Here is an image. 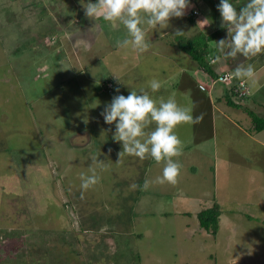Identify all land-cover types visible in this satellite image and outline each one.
I'll return each mask as SVG.
<instances>
[{
  "label": "rangeland",
  "instance_id": "1",
  "mask_svg": "<svg viewBox=\"0 0 264 264\" xmlns=\"http://www.w3.org/2000/svg\"><path fill=\"white\" fill-rule=\"evenodd\" d=\"M230 2L239 10L248 0ZM87 3L0 0V228L5 229L0 230V264H111L109 259L120 264H264V167L258 170L256 161L247 160L256 158V151L243 144V132L254 131L229 114L232 122L216 111L209 116L208 95L193 83L211 86V78L195 72L194 61L190 69L192 58L171 45L176 28L186 33V18H173L164 31L145 26L152 47L135 54L118 47L128 37L124 26L87 18ZM190 3L187 13L198 9L201 16L188 22L189 37L220 31L217 40L209 41L214 57L213 42L228 38L217 10L220 0ZM86 38L94 41L93 51L82 43ZM78 55L91 59L95 81L76 71ZM152 79L171 83L175 94H154L148 85ZM142 88L154 99L173 97L183 107L195 105L194 114H204L201 123L181 124L174 132L183 145L207 135L204 141L214 146L215 155L205 150L191 152L188 160L174 157L181 165L176 185L152 184L145 190V180L162 175L163 162L124 155L118 163L122 143L113 140L115 124L101 116L115 95ZM92 157L104 161L107 170L96 169L100 182L81 199V174L91 175ZM217 158L223 165L217 164L215 179ZM182 187L188 197L180 201L173 192H184ZM208 193L223 213L211 207L231 225L206 233L198 215L208 207L197 197ZM24 253L30 254L28 262Z\"/></svg>",
  "mask_w": 264,
  "mask_h": 264
},
{
  "label": "clouds",
  "instance_id": "2",
  "mask_svg": "<svg viewBox=\"0 0 264 264\" xmlns=\"http://www.w3.org/2000/svg\"><path fill=\"white\" fill-rule=\"evenodd\" d=\"M192 7L190 0H98L97 3L88 0L84 11L87 18L102 17L105 21L122 24L129 38L119 41L118 47L143 54L152 47L145 26L166 29L173 18H183ZM217 10L221 16V27L227 29L228 38L213 42L217 54L210 57L211 63L217 64L238 55L251 59L264 54V0H248L239 10L230 0H220ZM207 21L204 19L201 23ZM184 34L180 29L175 32V36ZM231 76L249 82L252 86L258 83L256 69L251 63L237 66ZM114 78L119 82V76ZM223 80L221 77L219 82L223 83ZM148 85L152 92L162 87L156 79L150 80ZM115 91L119 93V88ZM194 112L195 105L192 108L183 107L173 97L167 100L160 97L157 100L142 88L140 93L133 89L127 96L115 95L101 116L106 124H115L113 140L122 143L118 163L124 155L141 160L151 157L158 164L163 162L162 175L151 181L145 180L143 187L147 190L152 184H178L181 165L173 158L183 154L184 146L174 130L181 124L201 123L204 114L196 115ZM153 124L155 129L146 131ZM91 162V175L81 174V199L84 198V192L100 182L96 169L107 170L106 163L98 160V157H92ZM130 187L135 189L137 185Z\"/></svg>",
  "mask_w": 264,
  "mask_h": 264
},
{
  "label": "crops",
  "instance_id": "3",
  "mask_svg": "<svg viewBox=\"0 0 264 264\" xmlns=\"http://www.w3.org/2000/svg\"><path fill=\"white\" fill-rule=\"evenodd\" d=\"M196 1H198V0H190V2H196ZM193 10L194 11H199L198 9H193ZM191 14H192L191 12L187 13L184 16L186 19H182V23H183L182 28L188 35V36H186L184 34L186 38H191V37H189V34H188V30L191 29V27L188 25L189 24L188 22L192 18L195 19V18H199L201 16V12L200 11H199L200 15L197 16V17H193ZM177 29H179V28H176L172 32L174 37L172 39L173 43H171V45H173L174 47H176L178 49V46H177L178 45V43H177L178 39L176 38L177 36H175V32H176ZM166 30H167V28H166ZM162 31H164V29ZM93 38H97V37L94 36ZM127 38H129V37H127ZM152 39H154L155 42L160 40V38L153 37V36H152ZM175 40H176V42H175ZM93 42L94 41H91V39H89V38H86V39L82 40V43L88 45L90 51H93V46H94ZM80 45H81V43L79 44V46ZM117 49L118 48L114 47L113 50H117ZM135 54H137V53H135ZM212 55L210 57H213ZM78 56H80V58H79L80 61H77L78 67L75 66V63H73L74 67H76L77 70L71 65V76L73 75V77H74L76 75L75 74L76 72L74 71V69H75L76 71L79 72L78 74L82 75L83 78L95 81V77L93 75H91V73L95 70V67L94 66L91 67V65L89 64L91 59H86L85 57H83V55H78ZM210 57H209V59H210ZM65 59H66L67 62H70L69 61V57L65 56ZM193 61H194L193 59H192V62L189 61L190 66L193 65ZM194 62L196 64L195 72L202 71L205 76H201V77L203 79L204 78L208 79L207 73L200 69V66L198 65V63L196 61H194ZM236 62H239L238 66L241 65V64L246 66L247 64L251 63V64L254 65V67L256 69V72H257V81H258V83L255 86H252L249 82L245 81L247 83V86L250 89V96L246 100L241 102V104H239L241 107L237 108V107H234V106L230 105V100L229 99H231V101L233 103L238 105L237 104V98L230 93L228 87H226V86L216 85V87H217L216 88L213 84L211 86H208V85L203 83V85H205L207 87L206 91L200 90V88H199L200 84H198V87H197L193 83V86L195 88H198L199 91H201L203 93H207V95H208L207 98L209 100H207V99L206 100L209 101L210 105L212 106L211 110H210V113H209V116L211 114L213 116L214 111H216V112H218V114H220V118H222V116L224 118H226V119L231 118V117H229L227 115V114H229V115L232 116V118H235L236 121L239 120L241 123H243L245 125H249L250 130L254 131V133H251L249 131L243 132V134L246 137L245 142L243 144H244V147H249L250 150L253 149V151H256V156L257 157L256 158L252 157L250 159L247 158V160H249L251 164H253L256 161L258 163V170H263V167H264V129L261 130V131H257L256 130V126H255V123L253 121V117L249 114V111L252 112L253 114H255L258 118H260L258 115L264 116V59L262 58V54L258 55L257 57L251 58V59H248V58L244 59V57L238 55L236 58H228L226 60V62L225 61H221L220 63H217V64H211V63L210 64L214 68V71H215L216 74H224V73H227V72L232 73L235 70V68L237 67ZM189 63L186 62L185 64L189 65ZM190 69L193 70L194 67L191 66ZM119 70H121V68ZM113 72L116 73L115 70H113ZM196 76H197V78L200 77L198 75H196ZM184 79L186 81V77ZM239 81H242V80L235 79V82H239ZM199 83H202V80H200ZM213 87H215V88H213ZM149 89H150V87H149ZM159 90L160 91L161 90L171 91V93H173V95H174L176 87L172 88L171 83H170V86H169V83L168 84H164V85L162 83V87ZM148 92H149V90H148ZM154 94H156V92ZM204 98H206V97H203V99ZM256 99H257V101H256ZM236 109H238V110L241 109L243 111L245 110L244 112H247L249 115H246L247 113L246 114H244V113L236 114L235 111H234ZM243 111H241V112H243ZM228 121L232 122L231 119H228ZM238 128L239 129H243L240 126ZM148 130H150V129H148ZM205 138H207V135L206 136L203 135L201 138L197 139V142L195 144H192L191 140L189 139V142H187L186 144L183 145L184 147H183V154L181 155L182 157L179 156L178 159L179 160H188L187 157H190L191 152H193V151L204 153L205 150H206L207 153H205V154H208L209 156H212L213 154L215 155L214 146H212V147L207 146L206 142L204 141ZM212 139L213 138H210V140H212ZM222 161L223 160H221L219 158L214 160V162L216 163V165L214 167L215 179H216L217 170H218V169H216L217 168L216 166L218 164L219 167H221L223 165ZM225 164H227V162ZM162 170H163V167H162ZM192 170H194V168H192ZM182 188H183L184 192H181L179 190V188H178V190L173 192V193L179 195V196H176V195L173 194L176 198H179L180 201H183L185 198L188 197L187 189H184V187H182ZM181 194H183V196ZM201 195H203V194H201ZM176 198H173V200L176 201L177 200ZM197 198H198V202L199 203H201V201H205V202H203V206L204 207H208L207 210L211 209L212 208L211 206L213 204H215L217 206L219 205L218 203H216V197H214V199L212 200V197H211L210 193H208L206 195H203V196H199ZM180 201H177V202H180ZM205 203H207V205H204ZM218 208H221L220 212L223 213V210H222L223 207H219L218 206ZM220 220H221V222H220ZM225 222H226L225 219L222 222V218L219 217V225L221 224V225H223V227L225 225H231V224H225ZM0 230L5 231V229H3V228H0ZM200 230H202L203 232L207 231L206 229L202 228L201 226H200ZM112 252H113V254H117L118 253V249H115L114 251L112 250ZM73 256H74V254H73ZM117 256H118V254H117ZM76 257H77V254H76ZM109 260H110L111 264H120L119 262H114L113 259H109Z\"/></svg>",
  "mask_w": 264,
  "mask_h": 264
},
{
  "label": "trees",
  "instance_id": "4",
  "mask_svg": "<svg viewBox=\"0 0 264 264\" xmlns=\"http://www.w3.org/2000/svg\"><path fill=\"white\" fill-rule=\"evenodd\" d=\"M220 32V31H219ZM216 33L213 35H195L194 37L191 38H186L185 35L183 36H177V37H183L182 39L184 40V42L179 41L178 43V49L180 51H183L185 53H188V55L198 63V65L200 66V69L205 71L207 73L208 78H211V80L216 79L220 74H216L214 71V68L212 67V65L209 62V57L212 55V51L209 49V41L210 40H217V35L220 33ZM240 82V81H239ZM238 83V82H237ZM236 83V84H237ZM239 85V83H238ZM231 94H233L232 92H230ZM248 98V97H247ZM246 98V99H247ZM230 100V105L234 106V107H241L239 104L241 103H237L238 105H236L235 103H233ZM249 114L253 117V121L255 123L256 126V130L257 131H261L264 129V120H262L261 118H258L255 114H253L252 112L249 111ZM139 199V198H138ZM216 209L215 208H211L208 210H205L203 212H201L198 217L199 222H200V226L204 229L208 230H213L214 232H216L218 230V225H219V216L220 214L216 211H214ZM28 231H26L25 233H27ZM65 233V231H61V236H63ZM28 240V241H27ZM26 241L29 243V239H27ZM70 247H72V244H68ZM59 249H57L58 252ZM25 259L28 262V254H25ZM1 260V259H0Z\"/></svg>",
  "mask_w": 264,
  "mask_h": 264
},
{
  "label": "built area",
  "instance_id": "5",
  "mask_svg": "<svg viewBox=\"0 0 264 264\" xmlns=\"http://www.w3.org/2000/svg\"><path fill=\"white\" fill-rule=\"evenodd\" d=\"M192 15L194 17H197V16H199V12L193 11ZM209 61H210V59H209ZM210 63H211V61H210ZM211 64H213V63H211ZM221 77L224 78L223 83L219 82ZM236 83L237 82H235V79L232 78L230 72L220 74L216 79L212 80L213 85H223V86L228 87L229 91L233 93L232 95H234L237 98V103L239 104V103L243 102L244 100H246L247 97L250 96V89L247 86V83L245 81L238 82L239 85H238V83L237 84ZM199 88L202 91H206V89H207V87L205 85H203V83H200ZM106 89H107L108 93H112L113 89H114V83L113 82L108 83Z\"/></svg>",
  "mask_w": 264,
  "mask_h": 264
}]
</instances>
